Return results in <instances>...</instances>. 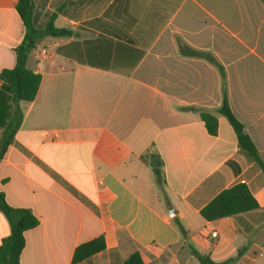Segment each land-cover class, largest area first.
<instances>
[{
  "label": "crops",
  "instance_id": "obj_1",
  "mask_svg": "<svg viewBox=\"0 0 264 264\" xmlns=\"http://www.w3.org/2000/svg\"><path fill=\"white\" fill-rule=\"evenodd\" d=\"M16 1L0 0V72L25 33ZM32 2L38 22L55 14L71 34L28 54L39 89L19 104L0 158L6 203L38 220L19 264H74L75 248L99 236L104 250L75 264H123L133 252L143 264H200L191 249L264 264V172L218 113L225 92L264 164V0ZM200 112L216 117L215 135ZM236 184L258 208L204 220L200 210ZM10 232L0 212V244Z\"/></svg>",
  "mask_w": 264,
  "mask_h": 264
},
{
  "label": "trees",
  "instance_id": "obj_2",
  "mask_svg": "<svg viewBox=\"0 0 264 264\" xmlns=\"http://www.w3.org/2000/svg\"><path fill=\"white\" fill-rule=\"evenodd\" d=\"M16 11L20 16L25 33L22 42L15 49V65L11 69L0 72V127H3L0 137V158L5 153L14 134L18 130L22 113L19 109L21 102H32L39 89L41 76L26 67L28 54L35 49L41 40L46 37L61 38L70 36V32L54 26L55 14L46 17L44 21L38 22V14L32 0H17ZM207 59L217 65L209 55ZM222 73V68L217 65ZM223 75V73H222ZM11 105L14 106L12 117L6 122L7 112ZM218 113L226 118L236 135L239 148L244 151L250 159L257 163L264 172V164L259 153L252 143L250 137L244 132L242 124L231 112L227 98L224 96ZM200 119L210 135L217 131V119L214 115L200 112ZM150 166L158 186L162 185L161 161L156 157L150 158ZM258 205L244 184H236L221 191L214 199L200 210L201 217L206 221H213L227 216L257 209ZM0 212L8 220L11 232L0 244V264H19V257L24 247L23 233L37 226V218L27 209L12 208L0 191ZM180 231L183 228L179 225ZM105 243L102 236L77 246L72 255V263H78L90 258L96 253L104 250ZM200 264H232L236 257L223 262H214L208 256L202 255L191 249ZM123 264H143L140 254L133 252Z\"/></svg>",
  "mask_w": 264,
  "mask_h": 264
},
{
  "label": "built area",
  "instance_id": "obj_3",
  "mask_svg": "<svg viewBox=\"0 0 264 264\" xmlns=\"http://www.w3.org/2000/svg\"><path fill=\"white\" fill-rule=\"evenodd\" d=\"M211 236L214 238V237H216V232H212L211 233Z\"/></svg>",
  "mask_w": 264,
  "mask_h": 264
}]
</instances>
